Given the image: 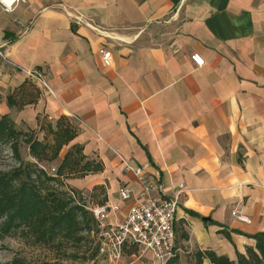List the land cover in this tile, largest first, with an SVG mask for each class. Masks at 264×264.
Here are the masks:
<instances>
[{
    "label": "crops",
    "instance_id": "0c3cea01",
    "mask_svg": "<svg viewBox=\"0 0 264 264\" xmlns=\"http://www.w3.org/2000/svg\"><path fill=\"white\" fill-rule=\"evenodd\" d=\"M21 68L44 72L54 95L40 90L36 102L9 108ZM5 113L23 130L37 129L38 117L79 118L73 142L103 169L65 184L93 205L117 204L107 223L130 203L118 188L140 189L118 155L149 163L167 195L183 183L179 262L206 249L235 259L264 231V0H28L0 11Z\"/></svg>",
    "mask_w": 264,
    "mask_h": 264
},
{
    "label": "trees",
    "instance_id": "16d2710c",
    "mask_svg": "<svg viewBox=\"0 0 264 264\" xmlns=\"http://www.w3.org/2000/svg\"><path fill=\"white\" fill-rule=\"evenodd\" d=\"M39 96V88L26 78L7 94L6 102L18 110ZM77 134L76 122L64 114L54 121L38 117V128L27 130L17 128L9 113L0 114V144L8 145L18 159L16 166L0 170V239L20 234L33 245L47 248L54 259L43 264H61L59 258L92 260L99 253V223L80 190L65 184L67 178L103 169L100 160L86 156L82 145L73 142ZM22 143L27 146V158L21 155ZM220 233L230 240L227 230ZM249 237L255 240L254 245L246 246L245 253L236 251L235 259L206 249L196 252L197 261L264 264V231ZM122 251L134 255L138 247L127 244Z\"/></svg>",
    "mask_w": 264,
    "mask_h": 264
},
{
    "label": "built area",
    "instance_id": "2783aa9c",
    "mask_svg": "<svg viewBox=\"0 0 264 264\" xmlns=\"http://www.w3.org/2000/svg\"><path fill=\"white\" fill-rule=\"evenodd\" d=\"M26 1L28 0H0V11L12 12L20 3ZM100 52L104 60L110 57L109 51L102 50ZM190 58L197 66L204 63V59L199 53H192ZM21 70L26 78L36 84L39 90L54 95L44 72L27 68H21ZM71 118L76 123L79 120L75 115ZM118 156L123 169L133 174L140 184V189L136 193L126 185L118 188L119 200L130 202L123 220L105 222L109 210L117 211L119 206L117 204L93 205L89 195L86 192H80L99 223V252L110 260L117 261L123 255L124 245H136L142 252L150 253L152 261L149 264H167L178 252L174 220L180 199L185 192V186L183 183H179L173 193L167 195L164 193L160 173L150 170L149 163L133 166L127 159L121 155ZM54 170L53 167L50 168L51 172ZM234 214L238 220L250 222V219L238 210H234Z\"/></svg>",
    "mask_w": 264,
    "mask_h": 264
},
{
    "label": "rangeland",
    "instance_id": "374dc122",
    "mask_svg": "<svg viewBox=\"0 0 264 264\" xmlns=\"http://www.w3.org/2000/svg\"><path fill=\"white\" fill-rule=\"evenodd\" d=\"M21 155L27 158V146L22 143L20 146ZM18 164L16 159L10 152L9 146L0 144V170H8ZM193 254V253H192ZM192 254H185L183 260L178 261L174 257L167 264H201L198 263L197 257ZM54 259V253L47 248L33 245L25 237L17 234L15 236H6L0 239V264H43L47 260ZM61 264H149L151 255L149 252L139 250L134 255H122L117 261L110 260L106 255L98 253L92 260H84L82 258L58 259Z\"/></svg>",
    "mask_w": 264,
    "mask_h": 264
},
{
    "label": "water",
    "instance_id": "95a60500",
    "mask_svg": "<svg viewBox=\"0 0 264 264\" xmlns=\"http://www.w3.org/2000/svg\"><path fill=\"white\" fill-rule=\"evenodd\" d=\"M204 220L207 219L206 217L203 218Z\"/></svg>",
    "mask_w": 264,
    "mask_h": 264
}]
</instances>
